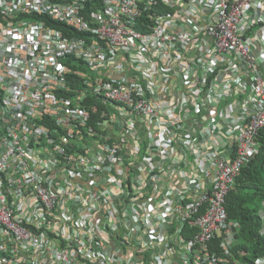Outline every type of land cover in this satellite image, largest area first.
<instances>
[{"label":"built area","instance_id":"built-area-1","mask_svg":"<svg viewBox=\"0 0 264 264\" xmlns=\"http://www.w3.org/2000/svg\"><path fill=\"white\" fill-rule=\"evenodd\" d=\"M262 128L264 0H0V264H245Z\"/></svg>","mask_w":264,"mask_h":264},{"label":"trees","instance_id":"trees-1","mask_svg":"<svg viewBox=\"0 0 264 264\" xmlns=\"http://www.w3.org/2000/svg\"><path fill=\"white\" fill-rule=\"evenodd\" d=\"M56 27L68 31L63 24ZM258 144L257 155L242 168L234 188L226 197L228 217L240 224L234 251L245 264H253L257 256L264 254V233L260 232L258 214L264 203V128L258 136Z\"/></svg>","mask_w":264,"mask_h":264}]
</instances>
